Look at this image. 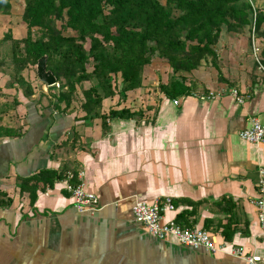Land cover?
Returning a JSON list of instances; mask_svg holds the SVG:
<instances>
[{"label": "crops", "instance_id": "obj_1", "mask_svg": "<svg viewBox=\"0 0 264 264\" xmlns=\"http://www.w3.org/2000/svg\"><path fill=\"white\" fill-rule=\"evenodd\" d=\"M244 60L245 70L235 74L219 64L221 82L211 65L182 73L193 92L170 98L159 83L168 82L171 69L154 57L141 87L102 101L103 114L125 107L135 115L107 118L103 125L99 117L84 119L80 101L55 106L45 85L38 87L44 95L37 103L32 83L31 100L20 97L16 106L22 135L0 139V199L10 201L0 205V264H249L231 253L237 246L264 262V227L252 203L264 142L239 136L252 117L264 124V72L253 69L249 54ZM209 90L220 94L196 96ZM42 169L63 177L52 186L39 184L31 202L19 184ZM67 172L74 173L72 182L84 173L98 210L74 208ZM166 197L174 208L163 212V220L206 229L215 251L156 238L134 219L136 200Z\"/></svg>", "mask_w": 264, "mask_h": 264}, {"label": "trees", "instance_id": "obj_2", "mask_svg": "<svg viewBox=\"0 0 264 264\" xmlns=\"http://www.w3.org/2000/svg\"><path fill=\"white\" fill-rule=\"evenodd\" d=\"M11 7L10 0H0V14H8ZM21 18L26 34L15 37L8 29L0 39L10 41L14 80L8 85H24L14 107L20 97L31 100L34 86L24 71L29 67L35 71L38 59L46 55V68L57 81L46 86L52 92L51 102L57 107L64 103L65 109L80 101L84 119L99 117L102 125L107 118L135 115L125 107L103 114L102 101L116 94L125 98L127 91L141 87L144 67L155 56L167 62L172 72L168 82L159 83L160 90L176 98L193 92L182 73L197 69L205 60L224 80L216 49L223 27L237 33L249 26L264 40V9L254 7L252 0H24ZM66 30L73 33L65 34ZM85 82L91 84L79 87ZM43 95L39 91L37 103ZM21 135V125H0V139ZM62 174L42 169L22 179L20 191H27L33 202L39 184L52 186ZM9 203L0 199V205Z\"/></svg>", "mask_w": 264, "mask_h": 264}, {"label": "built area", "instance_id": "obj_3", "mask_svg": "<svg viewBox=\"0 0 264 264\" xmlns=\"http://www.w3.org/2000/svg\"><path fill=\"white\" fill-rule=\"evenodd\" d=\"M258 62L260 63V61ZM232 92L238 102H243V98L237 95L236 90ZM219 94V92L215 93L209 90L207 92L201 91L196 96L200 99H209ZM173 102L177 103V100L174 99ZM239 136L251 143L264 142V124L256 117H252L249 120L248 126L239 132ZM257 172V197L252 200V203L256 208L259 223L264 227V168L262 166L259 167ZM83 175V172H79L77 176L80 179L77 182H72L75 175L73 172H67L66 188L71 194L73 206L77 211L94 212L100 208L98 195L95 192L85 189L84 182L81 180ZM173 208L174 206L169 197L163 200L156 199L152 203L136 200L132 206V213L134 219L140 222L156 238L166 239L173 237L177 243L192 249H203L209 252L217 249L210 233L206 229L197 226L182 225L175 219L164 221L163 212L166 209ZM231 253L243 256L249 264H264L259 256L245 254L242 246L233 248Z\"/></svg>", "mask_w": 264, "mask_h": 264}, {"label": "rangeland", "instance_id": "obj_4", "mask_svg": "<svg viewBox=\"0 0 264 264\" xmlns=\"http://www.w3.org/2000/svg\"><path fill=\"white\" fill-rule=\"evenodd\" d=\"M160 1L164 3L165 0H160ZM10 2L12 5L10 12L8 14H0V39L8 29L12 31V34L15 37H19V36L23 37L27 31L26 25L21 18L24 8V0H10ZM252 3L254 7L257 8L259 7L261 9H264V0H252ZM57 24L60 25V22L58 21ZM262 27H264V23ZM33 32L34 35H36L37 28H33ZM69 33H73V32L71 30L65 31V34H69ZM219 38H221L222 41L219 45L221 52L220 51L219 52L220 54H222L224 60L221 63L219 62V64H221L222 67H225L228 73L234 72L233 74H235L236 69L240 71H244L245 70L244 59L247 58L248 54L253 59V69L264 72V64H262L263 63L262 57L264 55V40L259 37L257 32L253 30V28H250L249 26H245L241 30V32L236 33V32H228L226 31L225 27H223ZM238 38L241 39L240 43L237 42ZM231 41H234V44H232ZM244 44L246 45L244 46ZM85 45L86 47L88 46L87 43ZM231 45L233 46V48H231ZM9 47H10V41L0 42V125H11L12 127H14L19 125L18 121L20 116L18 114V110H16V107H14L15 106L14 99L16 96L20 94L21 91L20 88H23L24 85L21 84L15 87H11L10 85H8L10 81L14 80L11 61H10V57L8 56ZM243 53L245 54L242 55ZM225 57L227 60L225 59ZM230 59L231 62L228 63ZM258 61H260V63ZM236 62L238 64H236ZM210 65L213 66L210 63L209 59L201 63V66L203 67L204 66L210 67ZM88 70H91L90 65H88ZM24 74H25L24 77L27 80H29L32 83H35L34 86L36 92L39 93L38 87L41 85L39 84L40 81L36 79L37 78L36 70L34 71L32 67H29L28 69H26V71H24ZM206 76H209L208 73H206ZM219 81L221 82V80ZM90 84H91L90 82H85L81 84L79 87L85 88L88 87ZM54 91L56 92V90ZM49 93L52 96V92L50 90Z\"/></svg>", "mask_w": 264, "mask_h": 264}, {"label": "water", "instance_id": "obj_5", "mask_svg": "<svg viewBox=\"0 0 264 264\" xmlns=\"http://www.w3.org/2000/svg\"><path fill=\"white\" fill-rule=\"evenodd\" d=\"M36 75L41 83L52 86L57 83L55 75L46 68V55L40 57L36 63Z\"/></svg>", "mask_w": 264, "mask_h": 264}]
</instances>
